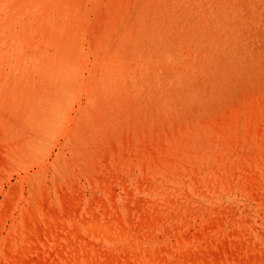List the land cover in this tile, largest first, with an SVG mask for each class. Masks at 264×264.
Masks as SVG:
<instances>
[{
	"label": "rangeland",
	"instance_id": "374dc122",
	"mask_svg": "<svg viewBox=\"0 0 264 264\" xmlns=\"http://www.w3.org/2000/svg\"><path fill=\"white\" fill-rule=\"evenodd\" d=\"M263 185L264 0H0V264H264Z\"/></svg>",
	"mask_w": 264,
	"mask_h": 264
},
{
	"label": "bare ground",
	"instance_id": "6f19581e",
	"mask_svg": "<svg viewBox=\"0 0 264 264\" xmlns=\"http://www.w3.org/2000/svg\"><path fill=\"white\" fill-rule=\"evenodd\" d=\"M122 70V69H121ZM131 95V94H130ZM255 97V96H254ZM260 99V98H259ZM260 103H261V101H260ZM254 105V104H253ZM229 108V107H228ZM141 111V110H140ZM232 114V113H231ZM80 115V114H79ZM71 117V116H70ZM67 119H68V117H67ZM215 119V118H214ZM220 119V118H219ZM227 119V118H226ZM238 119H239V117H238ZM255 119V118H254ZM68 121V120H67ZM66 121V122H67ZM70 121H71V118H70ZM210 121V120H209ZM214 121V120H213ZM234 121V120H233ZM130 122V121H129ZM222 122V121H221ZM83 123V122H82ZM131 123V122H130ZM129 123V124H130ZM218 123V122H217ZM216 123V124H217ZM238 123V122H237ZM146 124V123H145ZM216 124H215V126H216ZM137 125V124H136ZM261 125V124H260ZM66 126V125H65ZM71 126V125H70ZM73 126V125H72ZM139 126V125H138ZM225 126V125H224ZM79 127H81V125L79 126ZM146 127V126H145ZM260 127L261 126H259V129H260ZM76 128H77V126H76ZM130 128V127H129ZM166 128V127H165ZM64 129H65V127H64ZM118 129V128H117ZM138 129V128H137ZM136 129V130H137ZM146 129H147V127H146ZM227 129V128H226ZM79 130V129H78ZM77 130V131H78ZM95 130V129H94ZM103 130H105V129H103ZM108 130V129H107ZM123 130H125V129H123ZM130 130V129H129ZM67 131V130H66ZM74 131V130H73ZM225 131V130H224ZM248 131H249V129H248ZM70 132V131H69ZM79 132V131H78ZM107 133H110V132H108V131H106ZM125 132V131H124ZM91 133H93V132H91ZM103 133H104V131H103ZM140 133V132H139ZM146 133H147V131H146ZM160 133H161V131H160ZM194 133V132H193ZM259 133H260V131H259ZM78 134H80V133H78ZM120 134V133H119ZM124 134V133H123ZM129 134H131V131H129ZM148 134V133H147ZM147 134H146V136H147ZM170 134V133H169ZM174 134H175V132H174ZM223 134V133H222ZM96 135V134H95ZM141 135V134H140ZM160 135V134H159ZM178 135V134H177ZM69 136H70V134H69ZM124 136V135H123ZM129 136V135H128ZM142 136V135H141ZM130 137V136H129ZM159 137V136H158ZM247 137H248V135H247ZM78 138V137H77ZM89 138H90V136H89ZM101 138V137H100ZM125 138V137H124ZM140 138H142V137H140ZM178 138V137H177ZM219 138V137H218ZM96 139H97V137H96ZM95 139V140H96ZM172 139V138H171ZM85 140V139H84ZM130 140V139H129ZM147 140V139H146ZM80 141V140H79ZM82 142H83V140H81ZM127 141V140H126ZM154 141V140H153ZM176 141H177V139H176ZM249 141V140H248ZM76 142H78V141H76ZM100 142V141H99ZM172 142H174L173 140H172ZM187 142H189V141H187ZM91 143V142H90ZM122 143V142H121ZM142 143V142H141ZM144 143V142H143ZM147 143H149V142H147ZM163 143V142H162ZM181 143V142H180ZM99 144V143H98ZM126 144V143H125ZM157 144V143H156ZM92 145V144H91ZM138 145V144H137ZM99 146V145H98ZM117 146V145H116ZM129 146H132L131 145V143L129 144ZM140 146H141V144H140ZM190 146V145H189ZM139 147V146H138ZM143 147V146H142ZM72 148V147H71ZM89 148V147H88ZM150 148V147H149ZM148 147H146L142 152H141V156H139V157H137V158H135V156H134V159H130L129 161H128V163H130V165L129 164H127V165H129L130 166V169H131V167L133 168V166L134 167H137V168H139L140 170H143V171H145V169H147V168H151L152 169V167H153V163L154 162H156V163H161L162 162V160L164 159V156L162 155V152H160V153H158V152H156V151H151L150 149H149ZM158 149H159V147H157ZM73 149V148H72ZM75 149V148H74ZM126 149V148H125ZM141 149V148H140ZM84 151V150H83ZM108 151V150H107ZM123 151H124V149H123ZM131 151V150H130ZM158 151V150H157ZM163 151H164V149H163ZM185 151V150H184ZM238 151V150H237ZM75 152V151H74ZM98 152V151H97ZM252 152V151H251ZM78 153V152H77ZM86 153V152H85ZM99 153V152H98ZM131 153V152H130ZM139 153V152H138ZM153 153V154H152ZM168 153V152H167ZM257 153V152H256ZM108 154V153H107ZM106 154V155H107ZM127 154V153H126ZM98 155V154H97ZM133 155V154H132ZM167 155V154H166ZM230 155V154H229ZM256 155V154H255ZM93 156V155H92ZM109 156V155H108ZM100 157V156H99ZM94 158V157H93ZM108 158V157H107ZM115 158H116V156H115ZM242 158V157H241ZM235 159V158H234ZM68 160V159H67ZM116 160H117V158H116ZM223 160V159H222ZM237 160V159H236ZM106 161V160H105ZM114 162V161H113ZM165 162H166V160H165ZM235 162V161H234ZM65 163H66V161H65ZM91 163V162H90ZM168 163V162H167ZM67 164V163H66ZM103 164V163H102ZM119 164V163H118ZM263 164V163H262ZM83 165V164H82ZM107 165V164H106ZM171 165V164H170ZM177 165V164H176ZM227 165V164H226ZM252 165V164H251ZM96 166H97V163H96ZM154 166H156V164L154 165ZM202 166V165H201ZM98 167V166H97ZM167 167V166H166ZM171 167V166H170ZM188 167V166H187ZM235 167V166H234ZM69 168V167H68ZM74 169H75V167H74ZM118 169V168H117ZM247 169H248V167H247ZM105 170V169H104ZM107 170V169H106ZM110 170H111V168H110ZM182 170V169H181ZM98 171V170H97ZM103 171V170H102ZM149 171V170H148ZM96 172V171H95ZM106 172V171H105ZM252 172V171H251ZM111 173V172H110ZM149 173V172H148ZM220 173V172H219ZM252 173H254V172H252ZM257 173V172H256ZM112 174V173H111ZM110 174V175H111ZM115 174V173H114ZM131 174V173H130ZM246 174H248V173H246ZM97 175V174H96ZM101 175H102V173H101ZM106 175V174H105ZM67 176V175H66ZM106 176H108V175H106ZM115 176V175H114ZM146 176V175H145ZM174 176H175V174H174ZM212 176V175H211ZM251 176V175H250ZM257 176V175H256ZM37 177V176H36ZM121 177V176H120ZM199 177V176H198ZM243 177V176H242ZM253 177V176H252ZM42 178V177H41ZM58 178V177H57ZM90 178V177H89ZM102 178V177H101ZM108 178V177H107ZM114 178V177H113ZM126 178V177H125ZM178 178V177H177ZM247 178H248V176H247ZM247 178H245V180H247ZM103 179V178H102ZM146 178H144V180H145ZM151 179V178H150ZM251 179H253V178H251ZM257 179V178H256ZM255 179V180H256ZM69 180V179H68ZM107 180V179H106ZM114 180V179H113ZM175 180V179H174ZM207 180V179H206ZM262 180V179H261ZM110 181V180H109ZM163 181V180H162ZM244 181V180H243ZM242 181V184L243 183H245V181L243 182ZM251 181V180H250ZM85 182V181H84ZM112 182V181H111ZM125 182V181H124ZM141 182V181H140ZM147 182V181H146ZM246 182H248V181H246ZM253 182V181H252ZM36 183V182H35ZM123 183V182H122ZM156 183V182H155ZM215 183V182H214ZM249 183V182H248ZM257 183H259V182H257ZM257 183H256V186H257ZM42 184V183H41ZM102 184V183H101ZM111 184V183H110ZM148 184V183H147ZM152 184V183H151ZM218 184V183H217ZM253 184H254V182H253ZM260 185H261V183H259ZM63 185V184H62ZM75 185V184H74ZM77 185V184H76ZM209 185V184H208ZM231 185V184H230ZM37 186V185H36ZM64 186V185H63ZM73 186V185H72ZM103 186V185H102ZM101 186V187H102ZM243 186V185H242ZM241 186V187H242ZM246 186V185H245ZM249 186V185H248ZM251 186H252V183H251ZM255 186V187H256ZM264 186V185H263ZM42 187V186H41ZM62 187V186H61ZM65 187V186H64ZM104 187V186H103ZM113 187V186H112ZM140 187V186H139ZM210 187V186H209ZM247 187V186H246ZM253 187V186H252ZM254 187V188H255ZM35 188V187H34ZM46 188V187H45ZM108 188V187H107ZM114 188V187H113ZM130 188V187H129ZM146 188V187H145ZM199 188V187H198ZM251 188V187H250ZM36 189H37V187H36ZM66 189V188H65ZM115 189V188H114ZM114 189H112V190H114ZM131 189V188H130ZM129 189V190H130ZM141 189V188H140ZM185 189H187V188H185ZM260 189H261V187H260ZM47 190V189H46ZM82 190V189H81ZM218 190V189H217ZM254 190V189H253ZM36 191V190H35ZM45 191V190H44ZM56 191H57V189H56ZM61 191V190H60ZM78 191H80V190H78ZM108 191V190H107ZM125 191V190H124ZM248 191H249V189H248ZM260 191V190H259ZM39 192V191H38ZM66 192H67V190H66ZM65 192V193H66ZM72 192V191H71ZM183 192V191H182ZM255 192H256V188H255ZM62 193V192H61ZM67 193H69V192H67ZM74 193V192H73ZM111 193H113V191L111 192ZM122 193H124V192H122ZM126 193V192H125ZM132 193V192H131ZM130 193V194H131ZM173 193H174V191H173ZM249 193V192H248ZM33 194V193H32ZM75 194H77V193H75ZM114 194H115V192H114ZM113 194V195H114ZM169 194V193H168ZM209 194V193H208ZM237 194H238V192H237ZM245 194V193H244ZM10 195V194H9ZM61 196H62V194H60ZM94 195H95V193H94ZM99 195V194H98ZM101 195V194H100ZM112 195V194H111ZM110 195V196H111ZM133 195V194H132ZM174 195V194H173ZM249 195H251L250 193H249ZM48 196H49V194H48ZM60 196V197H61ZM66 196H67V194H66ZM83 196V195H82ZM102 196V195H101ZM129 196V195H128ZM136 196V195H135ZM140 196V195H139ZM259 196V195H258ZM262 196V195H261ZM10 197H11V195H10ZM32 197H34V195L32 196ZM70 197V196H69ZM68 197V200L70 199L71 200V198H69ZM94 197H96V196H94ZM113 197V196H112ZM125 197V196H124ZM141 197H143L142 195H141ZM183 197H184V194H183ZM7 198V197H6ZM23 198H24V196H23ZM37 198H38V196H37ZM44 198V197H43ZM48 198V197H47ZM73 198H74V195H73ZM99 198V197H98ZM97 198V199H98ZM148 198V197H147ZM157 198V197H156ZM169 198V197H168ZM172 198V197H171ZM178 199H179V197H177ZM256 198H260V197H256ZM255 198V199H256ZM263 198V197H262ZM261 198V199H262ZM15 199V198H14ZM13 199V200H14ZM92 199V198H91ZM130 199H132V198H130ZM167 199V198H166ZM252 199H253V195H252ZM251 199V200H252ZM47 200V199H46ZM64 200V199H63ZM66 201H67V199H65ZM93 200V199H92ZM96 200V199H95ZM133 200V199H132ZM136 200H137V198H136ZM150 200V199H149ZM148 200V201H149ZM152 200V199H151ZM250 200V199H249ZM250 200V201H251ZM30 201V200H29ZM38 201V200H37ZM39 201H40V199H39ZM62 201V200H61ZM89 201H91V200H89ZM94 201V200H93ZM100 201V200H99ZM113 201H115V200H113ZM145 201V200H144ZM171 202H172V200H170ZM4 202H5V200H4ZM36 202V201H35ZM34 202V203H35ZM47 202V201H46ZM49 202V201H48ZM75 202V201H74ZM74 202H72V204H70V205H72V207H71V209L73 208V206H74V204H76V203H74ZM77 202V201H76ZM78 202H80L79 200H78ZM95 202V201H94ZM110 202H112V201H110ZM130 202V201H129ZM132 202V201H131ZM136 202V201H135ZM153 202V201H152ZM159 202V201H158ZM157 202V203H158ZM30 203V202H29ZM36 203H38V202H36ZM66 203V202H65ZM67 203L69 204V201H67ZM88 203V202H87ZM115 203H116V201H115ZM128 204V202L126 201L125 202V204ZM163 203V202H162ZM161 203V204H162ZM264 203V202H263ZM6 204V203H5ZM11 204V203H10ZM48 204V203H47ZM47 204H46V206H47ZM53 204V203H52ZM63 204H64V202H63ZM122 204V203H121ZM143 204H144V202H143ZM171 204V203H170ZM199 204V203H198ZM240 204V203H239ZM13 205V204H12ZM31 205V204H30ZM42 205V204H41ZM77 205V204H76ZM91 205H93L92 203H91ZM115 205V204H114ZM129 205V204H128ZM128 205H126L127 207H128ZM131 205V204H130ZM136 205V204H135ZM141 205V204H140ZM157 205V204H156ZM195 205V204H194ZM210 205V204H209ZM4 206V205H3ZM2 206V207H3ZM67 206V205H66ZM80 205L78 204V207H79ZM104 205H102V207H103ZM107 206V205H106ZM115 206H118V205H115ZM125 206V207H126ZM132 206V205H131ZM155 206V205H154ZM45 207V206H44ZM47 207H49V205L47 206ZM55 207V206H54ZM68 207V206H67ZM88 207V206H87ZM107 207H109V206H107ZM121 207V206H120ZM145 207H147L146 205H145ZM144 207V208H145ZM192 207V206H191ZM214 207H216V206H214ZM4 208V207H3ZM2 208V209H3ZM13 208V207H12ZM31 208V207H30ZM53 208V207H52ZM57 208V207H56ZM56 208H55V211H56ZM81 208V207H80ZM118 207H116V209H117ZM122 208V207H121ZM140 208H142V206H140ZM163 208V207H162ZM168 208V207H167ZM172 208V207H171ZM182 208V207H181ZM208 208V207H207ZM223 208H225V207H223ZM5 209V208H4ZM32 209V208H31ZM46 209V208H45ZM60 209V208H59ZM71 209L69 208L68 209V211H69V214H72V213H70L71 212ZM75 209V208H74ZM77 209V208H76ZM75 209V210H76ZM96 209V208H95ZM99 209H101V208H99ZM151 209V208H150ZM164 209V208H163ZM243 209V208H242ZM250 209V208H249ZM23 210V209H22ZM29 210V209H28ZM38 210H39V208H38ZM44 210V209H43ZM42 210V211H43ZM54 210V208L52 209V211ZM66 210V208L64 209V211ZM78 210H80L79 208H78ZM118 210H119V208H118ZM123 210V209H122ZM126 210V209H125ZM132 209H130V211H131ZM145 210H146V208H145ZM149 210V209H148ZM165 210V209H164ZM171 210V209H170ZM193 210V209H192ZM223 210V209H222ZM264 210V209H263ZM45 211V210H44ZM77 211V210H76ZM90 211V210H89ZM105 211H106V209H105ZM110 211V210H109ZM108 210H107V212H109ZM136 211V210H135ZM147 211V210H146ZM173 211H174V208H173ZM262 211V210H261ZM2 212H3V210H2ZM10 212V211H9ZM25 212V211H24ZM28 212V211H27ZM35 211H33L32 213H34ZM47 212V211H46ZM84 212V211H83ZM112 212H114V211H112ZM151 212H153V211H151ZM172 212V211H171ZM200 212V211H199ZM211 212V211H210ZM217 212V211H216ZM4 213V212H3ZM60 213V212H59ZM85 213V212H84ZM110 213V212H109ZM119 213V212H118ZM130 213H132V212H130ZM148 213V212H147ZM157 213V212H156ZM219 213V212H218ZM223 213V212H222ZM261 213V212H260ZM39 214H40V212H39ZM68 214V213H67ZM90 214V213H89ZM107 214V213H106ZM114 214V213H113ZM119 214H121V213H119ZM157 214H159V212L157 213ZM196 214H197V211H196ZM229 214H230V212H229ZM22 216H23V214H21ZM66 215V214H65ZM73 215V214H72ZM97 215V214H96ZM122 215V214H121ZM132 215V214H131ZM130 215V216H131ZM136 214H134V216H135ZM140 215H142V210H141V214ZM144 215V214H143ZM151 215H152V213H151ZM154 215V214H153ZM156 215V214H155ZM176 215V214H175ZM28 216V215H27ZM26 216V218L28 219V217ZM37 216V215H36ZM48 216V215H47ZM60 216H62V215H60ZM98 216V215H97ZM137 216V215H136ZM159 216V215H158ZM157 216V217H158ZM162 216V215H161ZM166 216V215H165ZM165 216H163V217H165ZM168 216V215H167ZM197 216V215H196ZM243 216V215H242ZM44 217H45V215H44ZM67 217V216H66ZM80 217V216H79ZM99 217V216H98ZM110 217V216H109ZM113 217H115L114 215H113ZM141 217V216H140ZM143 217V216H142ZM153 217V216H152ZM210 217H212V215L210 216ZM216 217V216H215ZM215 217H213V218H215ZM46 218V217H45ZM87 219H88V217H86ZM94 218V217H93ZM96 218V217H95ZM110 218H112V217H110ZM121 218V217H120ZM145 218V217H144ZM159 218V217H158ZM177 218V217H176ZM217 218V217H216ZM226 218V217H225ZM27 219H26V221H27ZM37 218H35V220H36ZM44 219V218H43ZM60 218L58 217V212L57 213H52L51 214V218H50V220H49V223L47 224L46 222V225H49L50 224V226H53L55 223L58 225L59 224V222L57 223V221L59 220ZM61 219H63V217L61 218ZM70 219H71V217H70ZM74 219V218H73ZM72 219V220H73ZM91 219V218H90ZM97 219V218H96ZM104 219V218H103ZM106 219V218H105ZM107 219H109V218H107ZM118 219H119V216H118ZM140 219V218H139ZM151 219V218H150ZM156 219V218H155ZM188 219V218H187ZM207 219H208V214H207ZM211 219V218H210ZM221 218H219V220H220ZM233 219V218H232ZM23 220V219H22ZM29 220V219H28ZM34 220V219H33ZM34 220V221H35ZM78 220V219H77ZM76 220V221H77ZM81 220V219H80ZM86 220V219H85ZM89 220V219H88ZM92 220V219H91ZM112 220V219H111ZM122 220V219H121ZM126 220H128V219H126ZM145 220H147V219H145ZM160 220V219H159ZM190 220H191V218H190ZM213 220V219H212ZM223 220V219H222ZM243 220H244V218H243ZM24 221V220H23ZM22 221V222H23ZM33 221V222H34ZM40 221V220H39ZM43 221V220H42ZM64 221V220H63ZM71 221V220H70ZM75 221V222H76ZM79 221V220H78ZM77 221V222H78ZM93 221V220H92ZM95 221V220H94ZM98 221V220H97ZM100 221V220H99ZM123 221V220H122ZM130 221H133L132 219L130 220ZM142 221V220H141ZM148 221V220H147ZM146 221V222H147ZM151 221V220H150ZM155 221V220H154ZM162 221V220H161ZM192 221V220H191ZM236 221V220H235ZM240 221V220H239ZM249 221V220H248ZM22 222H21V224H22ZM36 222H38V221H36ZM41 222V221H40ZM72 222V221H71ZM82 222H84V221H82ZM107 223H108V221H106ZM136 222V221H135ZM138 222V221H137ZM140 222V221H139ZM145 222V221H144ZM145 222V223H146ZM158 222V221H157ZM160 222V221H159ZM188 222V221H187ZM204 222H205V220H204ZM203 222V223H204ZM217 222V221H216ZM219 222H221V221H219ZM229 222V221H228ZM19 223V222H18ZM17 223V224H18ZM29 222H26V224H28ZM74 223V222H73ZM81 222L79 221V223L78 224H80ZM84 223H86V222H84ZM84 223H82V224H84ZM94 223V222H93ZM103 223V222H102ZM105 223V222H104ZM114 223V222H113ZM112 223V224H113ZM123 223V222H122ZM121 222H120V224H122ZM131 223V222H130ZM151 223V222H150ZM149 223V224H150ZM152 223H153V221H152ZM175 223V222H174ZM206 223V222H205ZM31 224V223H30ZM33 224V223H32ZM35 224V223H34ZM38 224V223H37ZM42 224V223H41ZM67 224V223H66ZM89 224V223H88ZM87 224V225H88ZM91 224V223H90ZM99 224V223H98ZM108 224H110V223H108ZM117 224V223H116ZM124 224V223H123ZM142 224V223H141ZM25 225V224H24ZM36 225V224H35ZM61 225V224H60ZM62 225H63V223H62ZM86 225V224H85ZM100 225H102L103 226V224H100ZM107 225V224H106ZM118 225V224H117ZM126 225V224H125ZM125 225H124V227H125ZM136 225V224H135ZM151 225V224H150ZM175 225V224H174ZM215 225V224H214ZM18 226H19V224H18ZM29 226V225H28ZM27 226V227H28ZM41 226V225H40ZM40 226H38V228L40 227ZM59 226V225H58ZM57 226V227H58ZM70 226V225H69ZM84 226V225H83ZM89 226V225H88ZM95 226H96V224H92L91 226H90V228L93 230L94 228H95ZM98 226V225H97ZM123 226V225H122ZM155 226V225H154ZM167 226V225H166ZM20 227V226H19ZM30 227V226H29ZM35 227V226H34ZM33 227V228H34ZM46 227V226H45ZM64 227H66L65 225H64ZM64 227H62V228H64ZM117 227V226H116ZM130 227V226H129ZM140 227V226H139ZM145 227H146V225H145ZM170 227V226H169ZM22 228V227H21ZM70 228V227H69ZM72 228V227H71ZM80 228V227H79ZM86 228V227H85ZM88 228V227H87ZM114 228V227H113ZM112 228V229H113ZM118 228V227H117ZM121 228V227H120ZM136 228V227H135ZM147 228V227H146ZM145 228V229H146ZM155 228V227H154ZM220 228V227H219ZM44 229V228H43ZM42 229V226H41V229H40V232H41V230H43ZM58 229V228H57ZM68 229V228H67ZM73 229H75V228H73ZM78 229V228H77ZM81 229V228H80ZM90 229V230H91ZM99 229H101V227L99 228ZM115 229V228H114ZM125 229H127V228H125ZM124 229V230H125ZM131 229H133V228H131ZM139 229V228H138ZM137 229V230H138ZM144 229V230H145ZM148 229V228H147ZM146 229V230H147ZM150 229V228H149ZM211 229V228H210ZM31 230H32V228H31ZM45 230V229H44ZM55 230V229H54ZM89 230V229H88ZM105 230V229H104ZM128 230V229H127ZM142 230V229H141ZM212 230V229H211ZM231 230V229H230ZM230 230H229V232H230ZM235 230H236V228H235ZM15 231H16V229H15ZM19 231H20V229H19ZM27 231H28V229H27ZM27 231H25V232H23V234L22 233H20V232H16V233H20V235L22 234V238L21 237H19V241L18 242H13V241H11V244H9L8 242H6V240H1V245H5L4 246V248L6 247L7 248V250H9L8 252H9V254L11 255V256H15L16 254H15V251H17V254H19L20 255V260L21 259H23L22 257H23V254L25 253V251L30 247V249L34 246H36V245H38V244H36V245H33V244H31V240L29 239L30 238V235L27 233ZM56 231H58V230H56ZM94 231H95V229H94ZM97 231V230H96ZM103 231V230H102ZM117 231V230H116ZM120 231H122V229L120 230ZM133 231V230H132ZM140 231V230H139ZM221 231V230H220ZM21 232H22V229H21ZM36 232V231H35ZM38 232V231H37ZM36 232V233H37ZM39 232V233H40ZM47 232V236L49 235L48 234V230L46 231ZM84 232V231H83ZM92 232V231H91ZM201 232V231H200ZM228 232V233H229ZM76 233H78L77 231H76ZM80 233V232H79ZM103 233L104 232H102V234L101 235H103ZM105 233H106V231H105ZM110 233V232H109ZM122 233V232H121ZM130 233V232H129ZM133 233V232H132ZM134 233H135V229H134ZM223 233V232H222ZM225 233V232H224ZM231 233H232V231H231ZM234 234H235V232H233ZM239 233V232H238ZM241 233V232H240ZM12 234V233H11ZM31 234V233H30ZM83 234V233H82ZM92 234V233H91ZM99 234V233H98ZM125 234V233H124ZM142 234V233H141ZM195 234H198V233H195ZM211 234V233H210ZM10 234H8V236H9ZM32 235V234H31ZM55 235V234H54ZM57 235H59V232H57ZM56 235V236H57ZM73 235H75L74 233H73ZM86 235V234H85ZM100 234H99V236H101ZM119 235V234H118ZM177 235V234H176ZM179 235H181V234H179ZM199 235V237H200V234H198ZM204 235V234H203ZM225 235V234H224ZM230 235V234H229ZM15 236H18V234L16 235L15 234ZM36 236V235H35ZM60 236H61V234H60ZM63 236V235H62ZM103 236H106V235H103ZM111 236H113L112 234H111ZM115 236V235H114ZM113 236V237H114ZM130 236V235H129ZM142 236V235H141ZM175 236V235H174ZM184 236H186V234L184 235ZM236 236V235H235ZM33 237V236H32ZM66 237V236H65ZM69 237V236H68ZM74 237V236H73ZM77 236H75V238H76ZM82 236H80V238H81ZM119 237V236H118ZM123 237H124V235H123ZM134 237H135V235H134ZM192 237H194V236H192ZM197 237V236H196ZM199 237H197V238H199ZM202 237V236H201ZM220 237V236H219ZM225 237V236H224ZM3 238V237H2ZM6 238V237H5ZM13 238V237H12ZM40 238H42L41 236H39V239ZM54 238V237H53ZM52 238V239H53ZM58 238V237H57ZM88 238V237H87ZM86 238V240H88ZM93 238V237H92ZM111 238V237H110ZM129 238V237H128ZM130 238H132L131 236H130ZM129 238V239H130ZM146 238V237H145ZM175 238H176V236H175ZM179 238V237H178ZM204 238H205V236H204ZM206 238H208V237H206ZM210 238V237H209ZM208 238V239H209ZM216 238V237H215ZM223 238V237H222ZM230 238V237H229ZM249 239H250V237H248ZM4 239V238H3ZM7 239V238H6ZM8 239H10V238H8ZM32 239H35L34 237L32 238ZM43 239V238H42ZM42 239L40 240V241H42ZM66 239H68V238H66ZM90 239V238H89ZM101 239V238H100ZM106 239H107V237H106ZM119 239V238H118ZM138 239V238H137ZM183 239V238H182ZM187 239V238H186ZM217 239V238H216ZM231 239V238H230ZM233 239V238H232ZM241 239V238H240ZM243 239V238H242ZM58 240V239H57ZM56 240V241H57ZM72 240V239H71ZM110 240V239H109ZM113 241H114V239H112ZM116 240V239H115ZM188 240V239H187ZM186 240V241H187ZM207 240V239H206ZM211 240H212V238H211ZM219 240V239H218ZM222 240V239H221ZM229 240V239H228ZM239 240V239H238ZM247 240V239H246ZM7 241H9V240H7ZM15 241H16V239H15ZM38 241V240H37ZM39 241V242H40ZM45 241V240H44ZM47 241V240H46ZM53 241V240H52ZM59 241V240H58ZM91 241V240H90ZM119 241V240H118ZM130 241V240H129ZM139 241V240H138ZM144 241H145V239H144ZM180 241V240H179ZM184 241V240H183ZM191 241H192V239H191ZM194 241H195V239H194ZM223 241H225L224 239L222 240V242ZM230 241V240H229ZM234 241V240H233ZM13 242V243H12ZM25 243L24 245H23V243ZM35 242V241H34ZM89 242V241H88ZM120 242V241H119ZM123 242V241H122ZM126 242H127V240H126ZM134 241H132V243H133ZM151 242V241H150ZM196 242V241H195ZM207 242V241H206ZM211 242V241H210ZM213 242V241H212ZM239 242H241L240 240H239ZM244 242V241H243ZM247 242V241H246ZM32 243H33V241H32ZM90 243V242H89ZM89 243H88V245H89ZM92 243H94L93 241H92ZM214 243V242H213ZM215 243H216V241H215ZM227 243V242H226ZM230 243V242H229ZM68 244V243H67ZM71 244V242L69 243V245ZM81 244V243H80ZM91 244V243H90ZM121 244V243H120ZM125 244V243H124ZM123 244V245H124ZM148 244V243H147ZM194 244V243H193ZM196 244V243H195ZM194 244V245H195ZM201 244H202V242H201ZM203 244H204V242H203ZM217 244H218V242H217ZM224 244V243H223ZM237 244V243H236ZM241 244V243H240ZM29 245V246H28ZM31 245V246H30ZM72 245H74V244H72ZM88 245L86 246L87 248H88ZM119 245V244H118ZM211 245V244H210ZM220 245H221V242H220ZM233 245H235L234 243H233ZM245 245V244H244ZM243 244L241 245V246H244ZM250 245H251V242H250ZM253 245V244H252ZM126 246V245H125ZM124 246V247H125ZM142 246V245H141ZM140 246V247H141ZM171 246V245H170ZM174 246V245H173ZM184 246V245H183ZM196 246V245H195ZM194 246V247H195ZM217 246V245H216ZM227 244L225 245V248L227 249ZM229 246H231V243H230V245ZM1 247V246H0ZM37 247V246H36ZM75 247V246H74ZM79 247V246H78ZM84 247V246H83ZM144 247H146V246H144ZM189 247V246H188ZM187 247V248H188ZM192 247V246H191ZM203 247V246H202ZM214 247V246H213ZM218 247V246H217ZM236 247L237 248H239L238 247V245L237 246H235V249H236ZM5 248V249H6ZM39 248H40V246H39ZM66 248V247H65ZM64 248V249H65ZM90 248V247H89ZM119 248V247H118ZM137 248V247H136ZM143 248V247H142ZM151 248V247H150ZM156 248V247H155ZM172 248V247H171ZM186 248V247H185ZM186 248V249H187ZM199 248V247H198ZM209 248V247H208ZM207 248V249H208ZM211 248V247H210ZM224 248V249H225ZM243 248V247H242ZM4 249V250H5ZM125 249V248H124ZM127 249V248H126ZM129 249V248H128ZM127 249V250H128ZM135 249V248H134ZM148 249V248H147ZM172 249H174V248H172ZM171 249V250H172ZM178 249H179V247H178ZM202 249V248H201ZM206 249V248H205ZM219 249H221L220 247H219ZM231 249V248H230ZM248 249H249V246H248ZM250 249H251V247H250ZM34 250V249H33ZM39 250V249H38ZM72 250V249H71ZM70 250V251H71ZM75 250V249H74ZM77 250V249H76ZM75 250V251H76ZM83 250V249H82ZM137 250H138V248H137ZM136 250V251H137ZM144 250V249H143ZM228 250V249H227ZM67 251V250H66ZM126 251V250H125ZM150 251V250H149ZM183 251V250H182ZM188 251H189V249H188ZM203 251V250H202ZM5 252H6V250H5ZM30 252V251H29ZM67 252H69V251H67ZM134 252H135V250H134ZM144 252V251H143ZM190 252V251H189ZM188 252V253H189ZM209 252H210V249H209ZM212 253H213V251H211ZM210 252V253H211ZM227 252V251H226ZM228 252H229V250H228ZM234 252V251H233ZM140 253V252H139ZM219 253V252H218ZM8 254V253H7ZM25 254H27V253H25ZM25 254H24V256H25ZM117 254V253H116ZM205 253H202V255H204ZM254 254V253H253ZM213 255H214V253H213ZM216 255H217V252H216ZM216 255H214L215 256V258H214V260L216 259ZM220 255H221V253H220ZM244 255V254H243ZM257 255V254H256ZM263 255V254H262ZM10 256V257H11ZM17 257H19L18 255H16ZM208 255H206V257H207ZM222 256V255H221ZM221 256H219L220 258H222ZM226 256H228V258L230 257V255H227L226 254ZM248 256H250V255H248ZM254 257V256H253ZM258 257V256H257ZM256 256H255V259L257 258ZM261 257V256H260ZM205 258V257H204ZM226 258V257H225ZM259 258V257H258ZM15 259V258H14ZM17 259H19V258H17ZM17 259H16V261H17ZM195 259H197V258H195ZM195 259H193V260H195ZM211 259H212V257H211ZM247 259H248V257H247ZM249 259H250V261L252 260L253 261V259H251V256L249 257ZM12 260V259H11ZM190 260H192V259H190ZM198 260V259H197ZM196 260V261H197ZM213 260V259H212ZM221 260H223V259H221ZM257 260V259H256ZM259 260V259H258ZM257 260V261H258ZM261 260V259H260ZM264 260V258L262 257V261ZM217 261H218V258H217ZM217 261H215V262H217ZM232 261V260H231ZM250 261H248V262H250ZM10 262V264H13V263H11L12 261H9ZM221 262V261H220ZM259 262V261H258ZM264 262V261H263ZM146 263H147V261H146ZM261 263V262H260ZM150 264H151V262H150ZM192 264H197V262H193ZM202 264H211L210 263V261H209V259L207 260H204V262L202 263ZM212 264H213V262H212ZM216 264V263H215ZM220 264V263H219Z\"/></svg>",
	"mask_w": 264,
	"mask_h": 264
}]
</instances>
